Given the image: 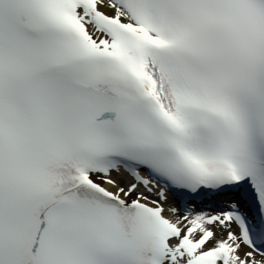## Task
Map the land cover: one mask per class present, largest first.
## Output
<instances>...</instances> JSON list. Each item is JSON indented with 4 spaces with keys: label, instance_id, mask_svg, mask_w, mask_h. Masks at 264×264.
<instances>
[{
    "label": "snow or ice",
    "instance_id": "snow-or-ice-1",
    "mask_svg": "<svg viewBox=\"0 0 264 264\" xmlns=\"http://www.w3.org/2000/svg\"><path fill=\"white\" fill-rule=\"evenodd\" d=\"M0 264H264V0H0Z\"/></svg>",
    "mask_w": 264,
    "mask_h": 264
}]
</instances>
